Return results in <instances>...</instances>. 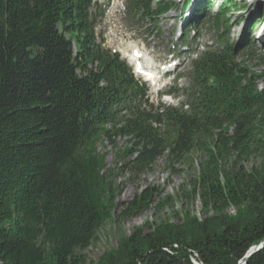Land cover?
<instances>
[{"label":"trees","instance_id":"1","mask_svg":"<svg viewBox=\"0 0 264 264\" xmlns=\"http://www.w3.org/2000/svg\"><path fill=\"white\" fill-rule=\"evenodd\" d=\"M212 1L201 0L199 13ZM176 2L132 0L129 12L155 20ZM91 8L0 0V264H85L77 252L115 214L124 222L174 208L177 198L156 189L112 207L117 189L95 145L113 137L133 143L125 153L137 174L165 155L177 164L201 155L182 197L199 201L204 221L186 212L182 225L173 214L149 234L123 237L97 264H240L264 242V71L239 62L241 48L222 36L193 62L188 107L156 108L119 56L95 43ZM239 10L224 2L213 25L228 30ZM251 159L258 164L247 168ZM248 264H264V245Z\"/></svg>","mask_w":264,"mask_h":264},{"label":"rangeland","instance_id":"2","mask_svg":"<svg viewBox=\"0 0 264 264\" xmlns=\"http://www.w3.org/2000/svg\"><path fill=\"white\" fill-rule=\"evenodd\" d=\"M127 0H95V12L97 13L98 26L96 30L97 42L102 44L107 50L119 53L123 60L124 55L130 54L136 50L145 55V60L150 62H161L171 57L169 53L174 46L181 42L177 37L180 33L178 20L181 17V10L186 0H177V8L171 14L157 21L141 20L137 17L127 16L124 14ZM164 0H153L155 4ZM225 1L230 0H214L208 8V14L216 16L219 13L221 5ZM234 4L240 8L238 12H233L227 18L229 19L228 39L231 43L241 48L239 62L245 63L252 71L261 73L264 71V0H232ZM119 7V8H118ZM119 11L120 13H118ZM182 18L192 24H197L199 17H196L194 9L185 12ZM156 26V27H155ZM189 39L190 47L184 48L183 53L174 55L175 59H184L189 54L201 52L206 45H210L214 41L215 30L205 26L204 18L198 22V26L192 28ZM220 33H225L221 29ZM227 33V32H226ZM249 45L253 50L246 51ZM177 50V48H175ZM190 51V52H188ZM147 55V58H146ZM193 58L181 60L182 67L174 74H170L166 84L168 90L176 87L178 90L186 92L189 84L187 78L191 71V62ZM129 65V64H128ZM169 70V68H167ZM133 70V69H132ZM181 74V78L177 83L173 82V78ZM260 90H264V82L258 84ZM147 93L150 103L155 106L164 104L166 106H177L181 102H186V98L170 97L171 99H160L157 90L147 86ZM97 154L103 159L104 170L109 176L116 189L112 196V207L116 205L127 204L132 201L136 195H140L144 191L158 190L163 198L174 197L177 201L174 208H168L164 211H157L154 207L143 215L120 221L116 214L111 222L98 233V241L95 242L87 251L77 252L85 259V264H97L104 256L119 249V240L123 237L132 236L138 229H143L144 235L154 231L155 227L161 225L164 220L178 214L181 223L183 222L184 213L189 212L190 215L197 217L199 221H204L201 214V204L199 201L191 202L182 197L184 186L187 191L191 190L190 182L199 176V168L202 156L195 154L192 158L193 163L177 164L167 160V155L160 158L154 165L151 172L135 173L128 169L127 164L132 161L133 157L125 153L126 150L132 148L127 138L113 137L112 140L99 139L96 142ZM258 162L251 159L246 163L247 168L257 166ZM110 198V197H109ZM109 206L108 197L105 202ZM230 218H235L238 213L235 210L228 212ZM192 217V218H194ZM178 221L173 218L172 224L176 225ZM180 222V221H179ZM152 228H148V225ZM179 224V223H178ZM183 225V224H182ZM199 263V262H198ZM202 264V263H199Z\"/></svg>","mask_w":264,"mask_h":264},{"label":"water","instance_id":"3","mask_svg":"<svg viewBox=\"0 0 264 264\" xmlns=\"http://www.w3.org/2000/svg\"><path fill=\"white\" fill-rule=\"evenodd\" d=\"M263 245H264V242L261 245H259V246H256V247L251 248L250 251L248 252V254L246 255L245 259L242 262H240V264H248L249 260L255 254H257L260 250H262ZM194 264H199V263L194 261Z\"/></svg>","mask_w":264,"mask_h":264},{"label":"bare ground","instance_id":"4","mask_svg":"<svg viewBox=\"0 0 264 264\" xmlns=\"http://www.w3.org/2000/svg\"><path fill=\"white\" fill-rule=\"evenodd\" d=\"M262 31H264V28H263V30ZM136 52H138V51H136ZM136 58H138L139 57V53L137 54L136 53V56H135ZM150 77V76H149Z\"/></svg>","mask_w":264,"mask_h":264}]
</instances>
